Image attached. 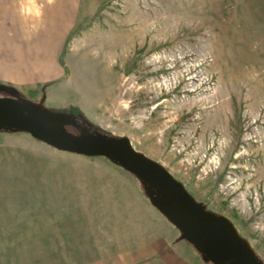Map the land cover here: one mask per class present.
Returning <instances> with one entry per match:
<instances>
[{
	"label": "rangeland",
	"instance_id": "1",
	"mask_svg": "<svg viewBox=\"0 0 264 264\" xmlns=\"http://www.w3.org/2000/svg\"><path fill=\"white\" fill-rule=\"evenodd\" d=\"M0 15L63 66L12 86L25 100L128 139L264 264V0H0ZM178 237L107 159L0 131V264H150Z\"/></svg>",
	"mask_w": 264,
	"mask_h": 264
},
{
	"label": "water",
	"instance_id": "2",
	"mask_svg": "<svg viewBox=\"0 0 264 264\" xmlns=\"http://www.w3.org/2000/svg\"><path fill=\"white\" fill-rule=\"evenodd\" d=\"M14 92L12 87L0 84V93ZM63 125L76 126L84 136L68 133ZM0 131L26 133L58 151L105 158L123 169L140 182L150 205L178 231L181 241L196 250L203 262L263 264L234 225L207 211L164 167L134 150L128 139L89 131L40 104L7 97L0 98Z\"/></svg>",
	"mask_w": 264,
	"mask_h": 264
},
{
	"label": "crops",
	"instance_id": "3",
	"mask_svg": "<svg viewBox=\"0 0 264 264\" xmlns=\"http://www.w3.org/2000/svg\"><path fill=\"white\" fill-rule=\"evenodd\" d=\"M48 14L44 15L47 17ZM67 16H59L56 20H67ZM12 20L13 23L4 26L0 18V83L17 88H32L43 84L50 86L62 80L64 70L53 55L55 53H52L55 48L49 51L43 46L42 34L39 38L31 37L27 40L21 21ZM174 239L161 247L155 259L149 261L150 264H204L192 247L187 250L188 254H182L179 248L185 251L186 248L181 245L182 241L175 243Z\"/></svg>",
	"mask_w": 264,
	"mask_h": 264
},
{
	"label": "trees",
	"instance_id": "4",
	"mask_svg": "<svg viewBox=\"0 0 264 264\" xmlns=\"http://www.w3.org/2000/svg\"><path fill=\"white\" fill-rule=\"evenodd\" d=\"M46 86L47 85H45L44 87H43V89L44 88H46ZM10 87H12V86H10ZM13 88V87H12ZM14 90H15V88H13ZM16 91V90H15ZM13 92V91H12ZM12 96L15 98V99H17V100H19V101H22V100H25L23 97H22V95L19 93V92H17L16 91V93L14 92L13 94H12ZM27 101V100H26ZM65 117H67V118H69V119H71V120H73V121H75L76 123H79V124H81L82 125V127H84V128H87L89 131H94V132H98V133H100L99 131H96V128L94 129L93 127H91L90 125H88V123L86 122V121H84L83 119H81V118H79V117H70V116H66V115H64ZM69 126H71L72 128H73V132H69V131H67L66 130V128H65V125H63V129H65V131H67L68 133H70V134H73V135H75V136H77V137H83L84 136V133L79 129V128H77L76 126H73V125H69ZM181 240H180V235H179V237L174 241L175 243L176 242H180Z\"/></svg>",
	"mask_w": 264,
	"mask_h": 264
}]
</instances>
